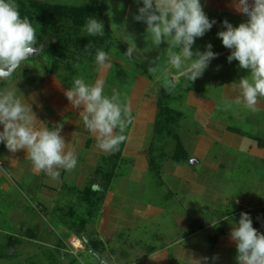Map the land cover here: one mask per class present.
<instances>
[{"label":"crops","instance_id":"1","mask_svg":"<svg viewBox=\"0 0 264 264\" xmlns=\"http://www.w3.org/2000/svg\"><path fill=\"white\" fill-rule=\"evenodd\" d=\"M201 4L216 23L196 39L193 51L203 52L211 43L218 56L194 82L171 70L177 82L173 94L147 71L158 56L156 63L167 67V44L151 47L146 23L133 19L142 0H89L84 5L83 19L101 21L104 36L81 34L89 37L90 51L109 53V67L72 62L60 64V74L42 70L0 80V90L16 87L31 105L37 128L63 124L66 150L77 154L75 169L60 170V178L52 181L34 169L25 150L11 153L0 143V236L19 239L23 229L29 235L33 229H54L43 224L53 212L60 215L61 251L79 245L83 232V238L99 239L105 246L120 244L118 253L104 256L107 264H195L204 257L202 264H237L230 232L241 212L264 233L259 223L264 221V98H258L256 111L235 102L239 90L232 84L249 70L228 62L230 50L217 36L225 30L224 20L236 27L248 18L236 11L234 0ZM111 5L122 13L114 32ZM126 35L138 49L133 60L124 56ZM74 77L88 83L103 80L105 94L115 89L130 107L134 120L119 151H100L95 135L84 127L82 109L67 100L64 92ZM130 80L132 87L123 94L122 82ZM85 253L78 254L79 261L87 257L90 264L102 263Z\"/></svg>","mask_w":264,"mask_h":264},{"label":"clouds","instance_id":"2","mask_svg":"<svg viewBox=\"0 0 264 264\" xmlns=\"http://www.w3.org/2000/svg\"><path fill=\"white\" fill-rule=\"evenodd\" d=\"M142 4L133 19L146 23L145 39L154 48L167 44L163 51L167 67L161 68L156 63L158 56L147 71L161 82L167 93L173 94L177 82L171 70L175 69L188 83L194 82L218 56L212 51L211 43L203 52L193 51L196 39L211 30L216 21L208 18L201 0H142ZM234 7L247 16V21L234 27L224 20L225 30L217 32V36L230 50L228 62L238 61L240 69L249 70L247 76L232 84L239 90L235 102L256 111L258 98H264V0H234ZM111 28L112 32L119 29L116 24ZM82 31L88 36H104V25L90 16ZM125 41L128 48L124 56L133 60L138 51L136 44L128 35ZM90 47V44L85 46L89 55L92 54ZM42 50L38 46L36 27L27 16H21L15 0H0V80H9L24 62L38 57ZM95 61L99 68L109 67V53L96 49ZM17 90L16 87L0 90V143L11 153L25 150L34 169L56 181L60 170L75 169L77 154L66 150L67 144L60 134L63 124L36 127L39 120L31 105L17 95ZM64 95L74 109H82L80 117L85 129L95 135L96 147L105 153L119 151L128 138L126 130L134 120L120 93L114 89L111 96L106 95L103 80L88 83L83 77H74ZM230 238L235 242L237 264H264V233L253 227L248 213L241 212L238 223L232 226ZM207 259L194 261L202 264Z\"/></svg>","mask_w":264,"mask_h":264},{"label":"rangeland","instance_id":"3","mask_svg":"<svg viewBox=\"0 0 264 264\" xmlns=\"http://www.w3.org/2000/svg\"><path fill=\"white\" fill-rule=\"evenodd\" d=\"M15 2L19 6L21 16H27L36 27L38 46L43 50L38 57H32L29 61L24 62L12 74L11 78L33 74V72L40 73L42 70L58 71L57 73L60 74V64L72 65L74 62L75 66H88L90 61L95 62L96 51L91 50V55L85 51V46L91 43L87 35L81 34L86 23V20L83 19L86 15L84 5H88L89 0H15ZM60 7L64 8L61 13ZM111 7L115 11V16L110 22L118 25L122 20V13L119 11L121 9L112 5ZM58 20L62 21L61 24ZM115 51L119 53L118 49ZM122 83L121 86L125 89L123 94H128L132 87L131 80ZM5 215L8 218L9 212L6 211ZM58 219H60V215L49 212L47 220L43 224L47 223L50 227L54 225V229L47 228L46 230L45 227H43L45 230L33 229V232L31 231L33 234L30 233V235L26 229H23L21 236L16 237L19 239L10 238L11 241L1 235L0 264H84V262L90 264L91 262L86 260L87 257L79 261L81 256L78 254L81 252H86L87 256H96L101 259V264H107V261H103L104 256H110L109 252L112 251L119 252L121 248L119 243L105 246L99 239L83 238L81 236L83 232H80L78 236L81 241L79 245H74V248L65 246L67 249L64 250L66 251H61V229ZM5 225L2 224V226ZM7 232H15V230L9 229ZM147 241L151 240L147 239ZM132 257L133 260L136 259L135 255Z\"/></svg>","mask_w":264,"mask_h":264},{"label":"water","instance_id":"4","mask_svg":"<svg viewBox=\"0 0 264 264\" xmlns=\"http://www.w3.org/2000/svg\"><path fill=\"white\" fill-rule=\"evenodd\" d=\"M259 223L264 226V221L262 219L259 220Z\"/></svg>","mask_w":264,"mask_h":264},{"label":"trees","instance_id":"5","mask_svg":"<svg viewBox=\"0 0 264 264\" xmlns=\"http://www.w3.org/2000/svg\"><path fill=\"white\" fill-rule=\"evenodd\" d=\"M63 9H64V8L61 9V7H60V13H61V11H62ZM84 17H85V16H84ZM59 21H60V24H61L62 21H61V20H58V22H59Z\"/></svg>","mask_w":264,"mask_h":264}]
</instances>
